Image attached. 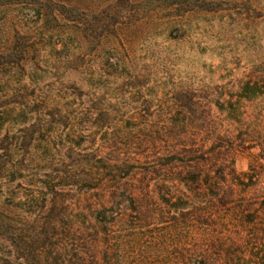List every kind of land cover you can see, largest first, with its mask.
<instances>
[{
	"label": "trees",
	"instance_id": "16d2710c",
	"mask_svg": "<svg viewBox=\"0 0 264 264\" xmlns=\"http://www.w3.org/2000/svg\"><path fill=\"white\" fill-rule=\"evenodd\" d=\"M236 9L261 29L242 67L253 101L264 0H0V264H264V223L226 171V101L160 97L178 57L133 47Z\"/></svg>",
	"mask_w": 264,
	"mask_h": 264
},
{
	"label": "rangeland",
	"instance_id": "374dc122",
	"mask_svg": "<svg viewBox=\"0 0 264 264\" xmlns=\"http://www.w3.org/2000/svg\"><path fill=\"white\" fill-rule=\"evenodd\" d=\"M96 1L100 3L103 0ZM186 21L193 29L183 41H167L166 35L147 40L143 33L141 40L137 39L133 47L138 57L141 49L148 47L161 52L162 58L169 55L178 57L171 76L162 78L158 83L161 87L164 85L160 89V97L164 98L176 86L192 89L209 87L218 90L215 100L226 101L228 108L232 105L235 107L233 113V108L226 107L225 111L214 109L222 129L231 135L224 155L228 167L226 171L229 177H241L245 181L244 186L236 189L237 199L253 204L257 217L264 223V98L253 101L240 98L246 80L242 67L249 62H257L261 29L256 27L255 20L247 19L242 9L229 14L191 15ZM250 38L253 40L250 41ZM135 63L146 65L154 61L152 63L147 59L143 62L137 58ZM232 67H237L235 74H227L226 69ZM151 97L148 96L149 99ZM150 112L156 114L157 109L153 106ZM150 120L156 121L153 118ZM251 179L254 180L253 184ZM240 229L246 234L244 228Z\"/></svg>",
	"mask_w": 264,
	"mask_h": 264
}]
</instances>
